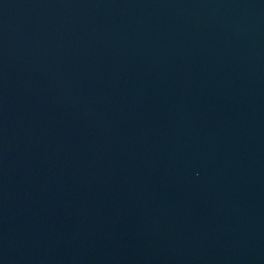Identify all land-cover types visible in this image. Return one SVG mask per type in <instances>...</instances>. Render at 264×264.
Masks as SVG:
<instances>
[{
	"label": "water",
	"instance_id": "water-1",
	"mask_svg": "<svg viewBox=\"0 0 264 264\" xmlns=\"http://www.w3.org/2000/svg\"><path fill=\"white\" fill-rule=\"evenodd\" d=\"M264 53V0H224Z\"/></svg>",
	"mask_w": 264,
	"mask_h": 264
}]
</instances>
